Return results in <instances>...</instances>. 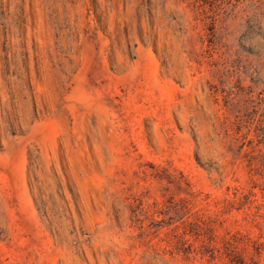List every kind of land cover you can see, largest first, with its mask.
<instances>
[{
    "label": "rangeland",
    "instance_id": "obj_1",
    "mask_svg": "<svg viewBox=\"0 0 264 264\" xmlns=\"http://www.w3.org/2000/svg\"><path fill=\"white\" fill-rule=\"evenodd\" d=\"M0 264H264V0H0Z\"/></svg>",
    "mask_w": 264,
    "mask_h": 264
}]
</instances>
